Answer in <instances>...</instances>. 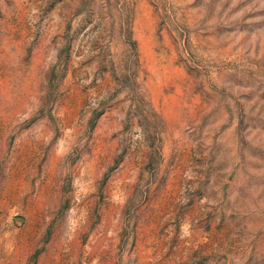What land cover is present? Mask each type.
I'll use <instances>...</instances> for the list:
<instances>
[{
	"label": "rangeland",
	"instance_id": "obj_1",
	"mask_svg": "<svg viewBox=\"0 0 264 264\" xmlns=\"http://www.w3.org/2000/svg\"><path fill=\"white\" fill-rule=\"evenodd\" d=\"M0 264H264V0H0Z\"/></svg>",
	"mask_w": 264,
	"mask_h": 264
}]
</instances>
